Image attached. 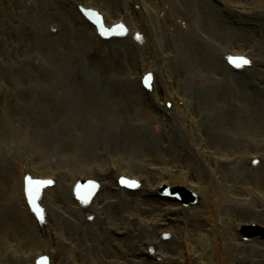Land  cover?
I'll return each mask as SVG.
<instances>
[{
  "label": "rangeland",
  "instance_id": "374dc122",
  "mask_svg": "<svg viewBox=\"0 0 264 264\" xmlns=\"http://www.w3.org/2000/svg\"><path fill=\"white\" fill-rule=\"evenodd\" d=\"M79 7L101 13L108 28L124 20L128 36L99 37ZM262 26L264 0H0V264H32L41 251L52 264H150L156 252L146 257L144 245L178 260L159 264H264V240L245 243L239 232L264 227L253 195H264ZM223 51L247 54L251 66L222 70ZM254 155L263 160L248 161ZM220 157L237 165L222 168ZM109 161L119 173L104 178ZM121 174L144 182L122 189ZM27 175L57 178L42 200L47 235L27 206ZM80 178L101 185L89 209L74 198ZM163 183L202 204L152 195ZM15 202L17 216L5 221ZM140 222L168 227L138 234ZM121 231L129 237L117 238Z\"/></svg>",
  "mask_w": 264,
  "mask_h": 264
},
{
  "label": "water",
  "instance_id": "95a60500",
  "mask_svg": "<svg viewBox=\"0 0 264 264\" xmlns=\"http://www.w3.org/2000/svg\"><path fill=\"white\" fill-rule=\"evenodd\" d=\"M41 191H42V189H39L38 192H37V194H36V197L35 198H31V199H34V202H35V199L40 196ZM171 193L172 194L179 195V197L182 199V202H184V204H189L193 200L191 194L186 193V192L181 191V190L171 191ZM93 194H94V192H92L89 195V197H92ZM31 206L33 207L34 204L31 203ZM245 236L248 237V238H251V237L254 236V234H252L251 230H245Z\"/></svg>",
  "mask_w": 264,
  "mask_h": 264
},
{
  "label": "bare ground",
  "instance_id": "6f19581e",
  "mask_svg": "<svg viewBox=\"0 0 264 264\" xmlns=\"http://www.w3.org/2000/svg\"><path fill=\"white\" fill-rule=\"evenodd\" d=\"M12 194L14 195L15 194V191L14 190H12ZM17 206H16V204L15 203H13V206L12 207H10V211L9 212H16L17 210ZM128 237V236H127ZM126 237V238H127ZM127 257H131V255H130V253H127Z\"/></svg>",
  "mask_w": 264,
  "mask_h": 264
}]
</instances>
